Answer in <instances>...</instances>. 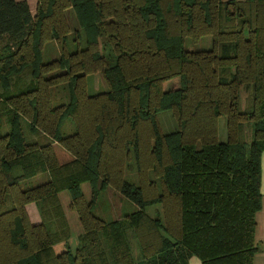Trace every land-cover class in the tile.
<instances>
[{
	"label": "trees",
	"instance_id": "16d2710c",
	"mask_svg": "<svg viewBox=\"0 0 264 264\" xmlns=\"http://www.w3.org/2000/svg\"><path fill=\"white\" fill-rule=\"evenodd\" d=\"M205 36L210 48H185ZM51 40L58 56L44 62ZM96 72L106 89L90 94ZM58 84L68 100L55 105ZM263 151L264 0H37L34 13L0 0V264H253ZM108 186L137 209L95 215ZM62 190L82 229L74 248Z\"/></svg>",
	"mask_w": 264,
	"mask_h": 264
},
{
	"label": "rangeland",
	"instance_id": "374dc122",
	"mask_svg": "<svg viewBox=\"0 0 264 264\" xmlns=\"http://www.w3.org/2000/svg\"><path fill=\"white\" fill-rule=\"evenodd\" d=\"M27 2L29 4L30 11L34 13L37 0H27ZM66 16H67L69 24L71 25L73 29V26L76 25L73 10L70 8L67 9ZM211 43L212 41H211L210 36L202 37L197 42H192L190 38H186L184 46L185 48L189 50H199V49L210 48ZM68 45H69V49L72 50L74 47L73 43L69 41ZM57 56H58V53L56 50L55 42L53 40L46 42L44 44L43 51H42L43 61L44 62L49 61L53 58H56ZM178 82H179L178 78L170 79L164 82V88L168 89L171 85H173V83H175V85L177 84L176 86H178ZM104 89H106V84L102 80L99 73L97 72L93 73L88 77V91L90 94L97 93V91H102ZM248 93H249V89L242 87V89L240 90L242 103H244V100ZM51 98H52V102L55 105L67 102L68 92H67V88L65 84H58L54 86L51 90ZM158 122L163 132H169L176 128V123L169 111L160 113L158 115ZM245 134L248 138L250 134V126H248L247 124H245ZM218 137L221 141L226 140V118L225 116H220L218 119ZM54 150L57 155L58 162L67 161L66 159L68 157H65L67 152L71 155V153L68 150H66L64 147H62L61 145L60 147L55 146ZM60 150L63 153H60ZM144 150H145V146L143 148V151ZM130 157H129V160H131ZM69 158H72V155L69 156ZM133 168L134 166L132 165L128 169L127 168L124 169L123 172H124V176L129 175V177H131V179L136 183L138 179L134 173ZM90 190H91L90 185L87 182L82 184V192L84 195V199L86 201L90 200ZM59 197H60L62 207L65 209L67 213V218H68V222L71 227V234H72L71 239H70V244H71V247L74 248L75 239L77 235L82 232V229L78 221L76 212L70 208V203H69L70 197L67 191L66 190L60 191ZM135 209H137L136 205L131 203L125 197L121 196L120 193L114 189V187L108 186V188L99 195V198H98L96 207L93 210V213L97 216H100L101 218L105 220H110V219H117L121 217L122 215H124L125 213L132 212ZM160 211H161V208L159 204L148 206L145 208L146 214H148L151 217H154L156 212H160ZM54 248H55V251H57L58 253V251L61 250V245H56Z\"/></svg>",
	"mask_w": 264,
	"mask_h": 264
},
{
	"label": "crops",
	"instance_id": "0c3cea01",
	"mask_svg": "<svg viewBox=\"0 0 264 264\" xmlns=\"http://www.w3.org/2000/svg\"><path fill=\"white\" fill-rule=\"evenodd\" d=\"M55 146L60 147V144L53 143L52 144L53 150H54ZM54 153H55V150H54ZM60 153H63V152H61V150H60ZM55 155H56V153H55ZM69 156H71V155L67 152L65 155V157H68L66 159L67 161L71 160V158H69ZM56 158H57V155H56ZM67 161H65V162H67ZM59 163H64V162H59ZM260 192H261V196H262L261 197V203L262 204H261L260 210L256 213V216H255L256 226H255V231H254V238H255V241L259 244L260 249L254 257L253 264H264V151L262 152V155H261ZM58 197H59V194H58ZM59 200H60V197H59ZM60 203H61V201H60ZM25 207H26V211H27V214L29 216L30 221L32 223L40 222V219H41L40 213L38 211L36 203H34V202L29 203ZM63 210H64V213L67 217V213H66L64 208H63ZM67 220H68V218H67ZM189 264H201V263L198 259L191 258L189 260Z\"/></svg>",
	"mask_w": 264,
	"mask_h": 264
}]
</instances>
